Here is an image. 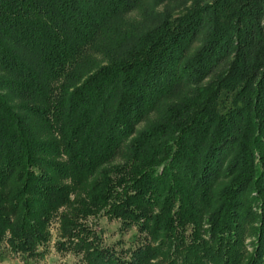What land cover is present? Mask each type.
Instances as JSON below:
<instances>
[{
    "label": "trees",
    "instance_id": "1",
    "mask_svg": "<svg viewBox=\"0 0 264 264\" xmlns=\"http://www.w3.org/2000/svg\"><path fill=\"white\" fill-rule=\"evenodd\" d=\"M100 216L133 245L102 246ZM52 240L75 264H264V0H0V262Z\"/></svg>",
    "mask_w": 264,
    "mask_h": 264
},
{
    "label": "rangeland",
    "instance_id": "2",
    "mask_svg": "<svg viewBox=\"0 0 264 264\" xmlns=\"http://www.w3.org/2000/svg\"><path fill=\"white\" fill-rule=\"evenodd\" d=\"M158 10H162L159 7ZM138 12L135 11L127 17L137 18ZM199 44L196 42L192 46V50L196 49ZM206 83V82H205ZM156 114H153L148 120L141 122L137 126V131L142 130L149 121L153 120ZM93 228L98 233L102 246H114L116 250H126L133 245L134 237L136 235V228L132 227L124 230L121 223L117 220H109L106 217L100 216L92 221ZM52 233L55 236L56 226L52 227ZM77 259L71 254H60L55 251L54 240L49 244L48 251L44 258L38 261H29L27 264H75ZM0 264H24L19 258H7L0 262Z\"/></svg>",
    "mask_w": 264,
    "mask_h": 264
}]
</instances>
